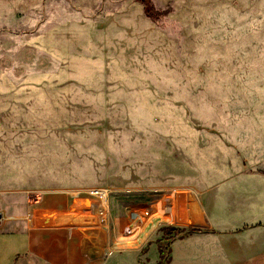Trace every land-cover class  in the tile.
I'll list each match as a JSON object with an SVG mask.
<instances>
[{"label": "rangeland", "instance_id": "1", "mask_svg": "<svg viewBox=\"0 0 264 264\" xmlns=\"http://www.w3.org/2000/svg\"><path fill=\"white\" fill-rule=\"evenodd\" d=\"M259 168L264 0H0V220L107 188L97 218L129 222L131 241L140 208L161 201L166 248L175 238L161 229L180 225L171 203ZM15 235L0 233L13 264Z\"/></svg>", "mask_w": 264, "mask_h": 264}, {"label": "crops", "instance_id": "2", "mask_svg": "<svg viewBox=\"0 0 264 264\" xmlns=\"http://www.w3.org/2000/svg\"><path fill=\"white\" fill-rule=\"evenodd\" d=\"M154 206L162 209L161 201L138 211L141 234L132 241L125 235L129 222L108 230L92 200L69 195L34 201L20 215H1L0 233L24 236L14 264H162ZM167 218L179 221L177 229L196 224L199 228L192 229L204 231L173 237L166 247L168 264H264V168L221 180V189L203 202L171 203ZM13 258L0 254V264H13Z\"/></svg>", "mask_w": 264, "mask_h": 264}, {"label": "built area", "instance_id": "3", "mask_svg": "<svg viewBox=\"0 0 264 264\" xmlns=\"http://www.w3.org/2000/svg\"><path fill=\"white\" fill-rule=\"evenodd\" d=\"M66 195L92 200L96 206L97 214L103 215L108 207L111 191L107 188H89L76 191L74 195L72 193Z\"/></svg>", "mask_w": 264, "mask_h": 264}, {"label": "trees", "instance_id": "4", "mask_svg": "<svg viewBox=\"0 0 264 264\" xmlns=\"http://www.w3.org/2000/svg\"><path fill=\"white\" fill-rule=\"evenodd\" d=\"M161 231L164 233L166 236H172V237H184V236H189L192 234H197V233H203L204 231H201L200 229H188V230H181L173 227H164L161 229ZM168 252L166 248H163L161 246V260L163 261L165 253Z\"/></svg>", "mask_w": 264, "mask_h": 264}]
</instances>
